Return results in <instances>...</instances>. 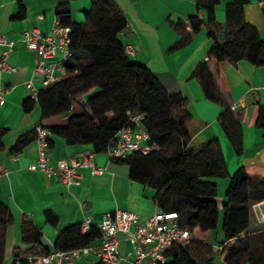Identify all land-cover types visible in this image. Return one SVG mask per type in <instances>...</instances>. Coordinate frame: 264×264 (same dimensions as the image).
<instances>
[{
  "label": "trees",
  "instance_id": "16d2710c",
  "mask_svg": "<svg viewBox=\"0 0 264 264\" xmlns=\"http://www.w3.org/2000/svg\"><path fill=\"white\" fill-rule=\"evenodd\" d=\"M71 1L77 0H60L55 12L59 24L70 28L71 56L63 64L64 72L57 82L44 87L22 105L25 112L38 105L42 119H47L68 113L76 97H87L88 112L69 117L63 127L49 128L50 147L52 137L57 136L67 145L86 146L96 154L106 153L114 146L118 131L130 126L127 112L143 115V126L158 150L112 161L130 166L131 178L154 191L155 206L176 212L180 225L189 231V242L173 247L166 264H212L216 244L223 247L226 264H264V230L248 232L249 206L264 201V177L251 181L246 167L229 176L217 139L198 148H188L201 123L192 117L186 97L169 94L149 69L129 58L119 42L127 21L112 0H90L84 22L73 20L69 10ZM219 1L197 0L205 20L198 15L185 21L168 20L179 36L169 52L186 47L201 27L207 26L213 45L190 77L199 82L207 100L224 108L217 121L233 151L240 156L244 151L241 112L227 103L224 66L226 62L240 60L264 65V40L244 18V6L251 0H231L224 24L217 23L214 16ZM257 1L264 12V0ZM23 15L21 7L19 17ZM255 126L264 130V106L260 107ZM2 133L0 129V136ZM25 139L21 138L16 147L23 145ZM219 179L229 181L221 208L216 201L215 181ZM44 216L51 226L57 224L51 212ZM13 223L10 209L0 202V264L5 247L4 231ZM215 232L221 233L220 240L217 236L214 239ZM20 233L22 241L41 244V235L32 224L23 221ZM99 237L94 227L81 234L80 225L70 226L60 231L54 250L69 256L71 251L88 247ZM17 262L27 264L28 260L14 257L12 264Z\"/></svg>",
  "mask_w": 264,
  "mask_h": 264
},
{
  "label": "crops",
  "instance_id": "0c3cea01",
  "mask_svg": "<svg viewBox=\"0 0 264 264\" xmlns=\"http://www.w3.org/2000/svg\"><path fill=\"white\" fill-rule=\"evenodd\" d=\"M60 0H0V35L13 43L11 51L0 46L2 53L8 51L5 66L0 68V86L6 91L0 105V202L7 206L14 218L13 225L4 231V255L2 264H12L14 257L34 260L46 252L54 250V243L64 228L80 225L90 218L91 226H98L106 213L116 209L126 210L144 220L153 215L157 207L153 203L154 191L130 176V166L110 160L106 153L96 154L97 166L105 171L92 175L90 168L79 170V184L65 186L57 178L40 172H31L28 166L38 155L37 143L33 138L34 128L63 127L69 117L88 112L87 97H76L71 110L62 115L42 119L38 105L25 112L22 105L32 98L26 84L32 81L37 92L44 87L40 76L34 74L33 54L24 43L23 34L37 29L43 34L53 36L56 23V8ZM127 21V28L119 35V42L130 47L132 61L149 69L169 94L180 93L190 102V113L201 123V129L192 137L188 148H198L217 139L221 145L229 176L241 167H246L251 181L264 177V130L255 126L260 107L264 106V65H253L248 60L236 63L226 62L224 75L227 85V103L241 112L243 128V154L238 156L218 124V117L224 108L207 100L199 82L191 78L195 67L207 57L213 45L204 24L191 42L184 48L169 52L179 36L169 24L172 21H185L198 15L205 20L206 15L198 10L197 0H112ZM231 0H220L215 6L214 16L219 24L225 22L226 7ZM21 7L24 15L19 17ZM90 9V0H77L69 3L74 21L84 22L85 13ZM244 18L264 40V12L262 4L251 0L244 6ZM60 53L56 59H60ZM12 69V70H11ZM63 66L55 73L63 74ZM33 99V98H32ZM25 143L18 146L21 138ZM51 162L70 157L80 158L90 151L86 146H70L57 136L52 137ZM221 208L229 185L228 179L216 180ZM51 212L57 224L51 226L44 213ZM252 215L249 233L264 230L257 216L264 212V201L251 205ZM25 221L33 225L41 235V244L22 241L20 226ZM220 233V232H219ZM219 233H216L218 238ZM222 236L220 237V239ZM219 239V240H220ZM100 238L88 247L87 255L64 264H100L96 255ZM217 245V244H216ZM213 245L212 264L224 262L223 247L218 250ZM130 241L119 235V264H131L133 259ZM242 264H251L244 262Z\"/></svg>",
  "mask_w": 264,
  "mask_h": 264
},
{
  "label": "built area",
  "instance_id": "2783aa9c",
  "mask_svg": "<svg viewBox=\"0 0 264 264\" xmlns=\"http://www.w3.org/2000/svg\"><path fill=\"white\" fill-rule=\"evenodd\" d=\"M52 33L53 36L34 29L23 34L25 46L33 54L34 74L40 76L43 87L59 80V76L55 72L71 56L69 51L70 28L61 26L57 20L52 28ZM0 46L11 51L13 43L0 35ZM8 51L2 53L0 68L5 66L4 60L9 53ZM125 51L127 54L132 53L130 47H126ZM57 53H60V59H56ZM26 88L32 98L37 96L38 92L32 81L26 84ZM5 94L6 91L0 86V105L4 101ZM127 116L130 126L118 131L114 146L106 151L110 160H124L134 153L147 155L153 150H158L157 145L150 141L143 126L144 116L132 115L130 112H127ZM34 133L38 155L36 160L28 166L29 171L40 172L48 177L57 178L67 187L79 184V170L81 168H90L92 175H100L105 171L97 166L95 162L96 153L93 151L84 152L80 158L70 157L52 163L49 145L50 130L38 125L34 128ZM2 176L0 173V179ZM257 219L264 228V212H260ZM92 227L90 218H86L80 224L81 234L88 233ZM94 228L98 229L100 233V244L96 255L102 264H119L121 260L119 235H125L130 241L133 255L131 264H166L168 252L175 246H184L190 239L189 231L180 225L179 215L176 212H166L158 208L151 217L144 220L132 212L116 209L106 213L102 222ZM217 249L222 250V246L217 247ZM90 250L89 247L75 249L70 252L69 256L59 250H52L39 258L28 260L27 264L73 262L87 255Z\"/></svg>",
  "mask_w": 264,
  "mask_h": 264
},
{
  "label": "rangeland",
  "instance_id": "374dc122",
  "mask_svg": "<svg viewBox=\"0 0 264 264\" xmlns=\"http://www.w3.org/2000/svg\"><path fill=\"white\" fill-rule=\"evenodd\" d=\"M251 205H252V204H251ZM251 205L249 206V211H250V213H249V214H250V217H251V216H253V215H252V212H251ZM216 233H217V232H215V233H214V239H215ZM220 237H221V233H219V236H218V238L220 239ZM219 239H218V240H219ZM214 242L216 243V241H215V240H214Z\"/></svg>",
  "mask_w": 264,
  "mask_h": 264
}]
</instances>
